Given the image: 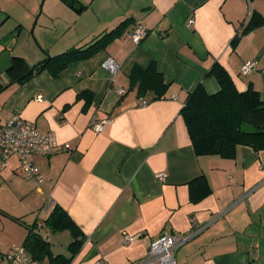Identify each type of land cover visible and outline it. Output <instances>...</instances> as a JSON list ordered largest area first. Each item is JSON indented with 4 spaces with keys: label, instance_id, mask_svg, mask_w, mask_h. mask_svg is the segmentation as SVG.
Instances as JSON below:
<instances>
[{
    "label": "crops",
    "instance_id": "0c3cea01",
    "mask_svg": "<svg viewBox=\"0 0 264 264\" xmlns=\"http://www.w3.org/2000/svg\"><path fill=\"white\" fill-rule=\"evenodd\" d=\"M78 3L82 9L75 11L61 0H0V120L19 114L43 134L53 133L58 145L49 157H33L42 185L21 173L17 158L0 170V210L26 217L27 225L37 223L52 244L61 233L43 227L46 206L63 208L86 237L70 264H132L164 234L182 241L177 264H264V151L239 146L235 159L197 156L181 115L200 84L210 95L220 91L210 74L215 65L229 73L239 92L252 86L264 100V26L244 32L253 12L264 17V0ZM192 18L195 25L188 27ZM126 20L122 37L69 65L60 77L45 71L24 85L10 84L13 57L33 66L47 54L85 46ZM137 25L149 29L139 44L130 37ZM109 58L119 66L115 76L103 66ZM248 61L256 69L242 75ZM153 62L169 89L163 99L140 107L129 75L134 66ZM93 120L105 121L101 133L91 129ZM160 172L168 174L165 182L156 179ZM200 177L207 178L212 194L195 204L189 184ZM12 185V200L23 206L7 202L3 192ZM34 188L39 198L26 202ZM138 233L140 238L124 244L125 235ZM27 234L0 215V254L22 245ZM69 244L68 254H60L70 258Z\"/></svg>",
    "mask_w": 264,
    "mask_h": 264
},
{
    "label": "trees",
    "instance_id": "16d2710c",
    "mask_svg": "<svg viewBox=\"0 0 264 264\" xmlns=\"http://www.w3.org/2000/svg\"><path fill=\"white\" fill-rule=\"evenodd\" d=\"M61 1L69 5L74 0ZM129 24V20L124 21L85 46L72 47L56 56L47 54L42 61L33 66H29L23 58L13 57L7 69L10 84L24 85L45 71L53 78L60 77L69 65L89 60L106 50L122 37ZM263 26L264 17L253 12L244 32H251ZM210 74L216 77L220 91L210 95L200 84L189 95L181 111L196 155L235 159L239 146H249L257 152L264 151V100L261 93L252 86L245 92H239L229 73L220 65H215ZM129 82L130 89H135L139 98L150 102L163 99L169 89L156 62L147 68L134 66L129 75ZM87 95L92 96L90 93ZM189 190L191 202L195 204L212 194L206 177L192 181ZM0 215L26 228L28 234L22 245L39 264L44 261H48L49 264H70L71 259L78 254L86 241L81 229L58 205H55L48 217L43 220V227L51 233L71 234L73 241L68 246L70 258L63 254H54L52 244L39 232L37 223L27 225L22 219L2 210Z\"/></svg>",
    "mask_w": 264,
    "mask_h": 264
},
{
    "label": "built area",
    "instance_id": "2783aa9c",
    "mask_svg": "<svg viewBox=\"0 0 264 264\" xmlns=\"http://www.w3.org/2000/svg\"><path fill=\"white\" fill-rule=\"evenodd\" d=\"M252 0H247L251 2ZM195 19L188 22V27H194ZM149 35V29L144 25H137L131 33V39L135 44L141 43ZM104 68L112 75H116L119 66L112 60L108 59L104 63ZM256 69L255 61L246 62L241 68L242 75H248ZM120 95H124L123 89L119 90ZM43 97L38 96L41 100ZM150 101L139 98V106H148ZM105 121L98 122L93 120L91 129L95 133H101L104 129ZM58 149L57 141L53 133L43 134L34 123H31L19 114L12 118L0 120V170H5L9 166L12 158L19 160V168L26 178L34 179L39 185L44 183V176L40 173L34 163V156L49 157ZM1 179V174H0ZM156 179L165 182L168 174L160 172L156 174ZM46 211L50 212L54 205L49 202ZM194 221V220H193ZM142 236L141 233L135 235H125L124 244L129 245ZM182 245V241L174 235L164 234L155 240L146 255L140 261L132 264H177L176 250ZM0 264H39L23 245H15L7 253L0 254ZM98 264H102L98 262Z\"/></svg>",
    "mask_w": 264,
    "mask_h": 264
},
{
    "label": "rangeland",
    "instance_id": "374dc122",
    "mask_svg": "<svg viewBox=\"0 0 264 264\" xmlns=\"http://www.w3.org/2000/svg\"><path fill=\"white\" fill-rule=\"evenodd\" d=\"M114 76V75H113ZM19 174H21V173H19ZM30 188V185H28V189ZM4 194H6V199L8 200L7 202H9L10 201V203H11V205L13 206V205H15V206H17V207H20V206H23V204L25 203V202H20V201H17L16 202V200H12V196H13V194H16V190H15V188H14V185H12V186H10V190H5L4 192H3ZM13 193V194H12ZM34 197H36V198H39V195H37V192H35V188H34V193L32 194V195H30V196H28L27 198H26V202L27 201H30L32 198H34ZM46 198H47V196H46ZM20 199V198H19ZM48 199V198H47ZM47 199H45V201H44V203H46L47 202ZM22 201V200H21ZM42 204V202H39V206ZM38 206V207H39ZM12 209V208H11ZM18 209H21V208H18ZM16 211V210H15ZM21 213H27L28 212V209H21ZM13 213V212H12ZM36 212H34V214H35ZM24 216H26V214L24 215ZM28 219H31V217H32V213H30V214H28ZM20 219H22L23 221H27V218L25 217V218H20ZM16 235H14L13 237H15ZM58 237L57 238H53V242H52V246H54L53 247V251H54V253L55 254H60V253H67V250H66V247H67V245L70 243V242H72V236H71V234L69 233V232H65V233H61V234H58L57 235ZM68 254V253H67ZM43 264H48L46 261H44V263Z\"/></svg>",
    "mask_w": 264,
    "mask_h": 264
},
{
    "label": "water",
    "instance_id": "95a60500",
    "mask_svg": "<svg viewBox=\"0 0 264 264\" xmlns=\"http://www.w3.org/2000/svg\"><path fill=\"white\" fill-rule=\"evenodd\" d=\"M69 7H71L75 11H79L82 9V6L75 0L70 2Z\"/></svg>",
    "mask_w": 264,
    "mask_h": 264
}]
</instances>
